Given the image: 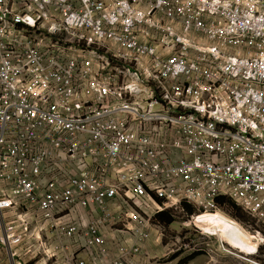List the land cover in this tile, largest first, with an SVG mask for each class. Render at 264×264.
I'll return each mask as SVG.
<instances>
[{
    "label": "built area",
    "instance_id": "1",
    "mask_svg": "<svg viewBox=\"0 0 264 264\" xmlns=\"http://www.w3.org/2000/svg\"><path fill=\"white\" fill-rule=\"evenodd\" d=\"M221 197L264 225V0H0L12 258L82 232L93 264H129L160 212L186 201L195 224Z\"/></svg>",
    "mask_w": 264,
    "mask_h": 264
},
{
    "label": "rangeland",
    "instance_id": "2",
    "mask_svg": "<svg viewBox=\"0 0 264 264\" xmlns=\"http://www.w3.org/2000/svg\"><path fill=\"white\" fill-rule=\"evenodd\" d=\"M233 203L239 210L225 204L220 211L241 227L240 242L209 230L198 219L195 225L193 217L200 213L194 206L190 214L173 206L166 209L173 221L152 220L154 230L129 264H264V225Z\"/></svg>",
    "mask_w": 264,
    "mask_h": 264
},
{
    "label": "crops",
    "instance_id": "3",
    "mask_svg": "<svg viewBox=\"0 0 264 264\" xmlns=\"http://www.w3.org/2000/svg\"><path fill=\"white\" fill-rule=\"evenodd\" d=\"M40 235L41 238L47 242L48 248L52 251L54 257H31V255H28L25 252V248L27 246V243L25 242L19 249L20 256L12 258L10 248L0 245V264H17L19 260L22 261V264H63L65 258L73 253H77L79 258L85 260L87 264H93L94 260L103 261L107 257L106 255H102L100 253V247H94L90 251L84 250L82 246L85 242V237L82 232L76 234L74 238H60L49 232L40 233ZM108 236L109 243L104 245L107 251L109 250V247H112L113 242L116 241L115 237H118L120 240L127 239L126 234L118 232H115L114 234H107L106 237ZM30 242L34 243L35 241Z\"/></svg>",
    "mask_w": 264,
    "mask_h": 264
},
{
    "label": "bare ground",
    "instance_id": "4",
    "mask_svg": "<svg viewBox=\"0 0 264 264\" xmlns=\"http://www.w3.org/2000/svg\"><path fill=\"white\" fill-rule=\"evenodd\" d=\"M197 219L207 224L209 230L223 234L225 237L233 241L240 242L241 239L238 237V231L241 227L224 214L220 212L214 214L207 213Z\"/></svg>",
    "mask_w": 264,
    "mask_h": 264
},
{
    "label": "trees",
    "instance_id": "5",
    "mask_svg": "<svg viewBox=\"0 0 264 264\" xmlns=\"http://www.w3.org/2000/svg\"><path fill=\"white\" fill-rule=\"evenodd\" d=\"M218 203H219V205L229 204L233 208H236L235 207V203H233L232 199H230V198L221 197V198L218 199ZM182 207H183L184 212H186L187 214H190V213L193 212V205L188 203V202H186V201L182 202ZM236 209L239 210V208H236ZM167 211L168 210L162 211L157 216V219H159L160 221H163L165 224H169V223H171L173 221L172 218H170L169 216H166Z\"/></svg>",
    "mask_w": 264,
    "mask_h": 264
}]
</instances>
